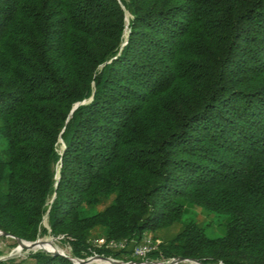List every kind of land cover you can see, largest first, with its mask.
Instances as JSON below:
<instances>
[{
    "label": "trees",
    "instance_id": "obj_1",
    "mask_svg": "<svg viewBox=\"0 0 264 264\" xmlns=\"http://www.w3.org/2000/svg\"><path fill=\"white\" fill-rule=\"evenodd\" d=\"M0 232L264 264V0H0Z\"/></svg>",
    "mask_w": 264,
    "mask_h": 264
},
{
    "label": "rangeland",
    "instance_id": "obj_2",
    "mask_svg": "<svg viewBox=\"0 0 264 264\" xmlns=\"http://www.w3.org/2000/svg\"><path fill=\"white\" fill-rule=\"evenodd\" d=\"M196 216H197V221L200 225L205 226L206 230H207V234L210 237H219L222 236V232H220V230L217 229V224H218V219L216 218V216L214 215H208L206 212L204 211H196ZM46 224V223H45ZM181 230V226L176 225L174 227H172L169 231L162 233V235L164 236V238L167 239H171L172 237L176 236ZM2 237H0V250L3 252L4 256L2 257V259H9V257L13 258V257H18V258H25L27 256L26 251H18V246L15 248H10V244L11 242H7V241H2L1 240ZM153 238V237H151ZM45 241H53L54 245H56L60 250H62L65 255L71 258H74L72 256V248L70 246H64L61 241L63 240V237H51V236H47L42 238ZM96 240V238L94 237V239L90 242V244L93 246V242ZM165 240V241H166ZM160 243L163 242L162 239L159 238ZM94 247V246H93ZM133 245H131L129 248L133 249ZM39 250L35 251L38 252ZM91 257L87 258L86 260L90 259ZM77 259V258H74ZM81 260V259H78ZM174 259H171L170 261H172ZM157 262H168V261H161V260H155ZM91 264H100L98 262L96 263H91ZM182 264H192V263H182Z\"/></svg>",
    "mask_w": 264,
    "mask_h": 264
},
{
    "label": "water",
    "instance_id": "obj_3",
    "mask_svg": "<svg viewBox=\"0 0 264 264\" xmlns=\"http://www.w3.org/2000/svg\"><path fill=\"white\" fill-rule=\"evenodd\" d=\"M0 237H6V238H10L9 235H6L2 232H0ZM15 239V238H13ZM17 244H18V251H26V253L29 252H35L37 250L39 251H44L46 253H49L51 255H53L54 257H65L67 258L72 264H74L76 262V264H91V263H100V264H182V263H192V264H204L201 263L198 260H187L184 258H177L174 259L168 263H161V262H144V263H139V262H129V263H125L123 261H117V260H113L110 258H105L102 256H94L93 258H90L88 260H78V259H74L71 257H67L65 255V253L60 250L56 245H54L53 241H45L43 239H37L34 242H26L23 241L21 239H15ZM48 246L50 249L47 248H42L44 246ZM11 258V257H9Z\"/></svg>",
    "mask_w": 264,
    "mask_h": 264
},
{
    "label": "built area",
    "instance_id": "obj_4",
    "mask_svg": "<svg viewBox=\"0 0 264 264\" xmlns=\"http://www.w3.org/2000/svg\"><path fill=\"white\" fill-rule=\"evenodd\" d=\"M93 246H94V248H97V249H102V248H105V249H110L111 248L112 249V248L117 247L115 245V243L107 241L106 239H96L93 242ZM119 246L122 247L121 245H119ZM160 246H161L160 241L154 240L151 237H145L143 239L142 243L134 248L133 255H134V257L136 259L139 260V261H137L139 263L157 262V261H151L149 259V257L153 253L158 252L159 249H160ZM94 256H97V255L94 254L91 258H93ZM168 262H170V261H168ZM168 262H165V263H168ZM125 263H127V262H125ZM74 264H76V262Z\"/></svg>",
    "mask_w": 264,
    "mask_h": 264
},
{
    "label": "bare ground",
    "instance_id": "obj_5",
    "mask_svg": "<svg viewBox=\"0 0 264 264\" xmlns=\"http://www.w3.org/2000/svg\"><path fill=\"white\" fill-rule=\"evenodd\" d=\"M48 246L46 245V246H44V247H42V248H47ZM48 249H50L49 247H48Z\"/></svg>",
    "mask_w": 264,
    "mask_h": 264
}]
</instances>
